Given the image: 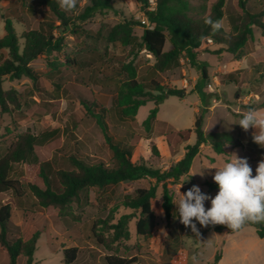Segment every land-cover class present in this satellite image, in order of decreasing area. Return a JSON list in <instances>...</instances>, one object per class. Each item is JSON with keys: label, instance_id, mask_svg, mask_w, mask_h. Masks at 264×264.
<instances>
[{"label": "rangeland", "instance_id": "374dc122", "mask_svg": "<svg viewBox=\"0 0 264 264\" xmlns=\"http://www.w3.org/2000/svg\"><path fill=\"white\" fill-rule=\"evenodd\" d=\"M24 1L25 5L21 6L17 0H0V37L5 35V17H13L19 35L26 30L36 29L45 18L39 9L34 13L27 10L28 5H36V0ZM215 1L192 0V5L198 7L199 11L205 7V14H208ZM79 5L78 10L81 11L85 1ZM112 5V9L98 11L87 19L83 32L66 33L58 55H40L31 61L33 70L42 79L41 85H33L28 78H3L4 89L14 88L18 91L20 107L11 108L9 113L0 111V156L19 135L30 133L38 138L35 158L15 164L12 172V176L23 183L25 194L17 197L12 191H7L0 195L2 203H9L12 207V223L19 227L18 235L27 241L33 233L40 232L33 264H65L63 250L73 246L79 249L73 264H106L105 256L109 254L137 256V264H194L192 257L196 255L199 264H210L219 249L222 250L220 264H264V238H259L252 226L225 234L210 230L208 226L202 227L197 222L200 240L194 239L190 227L183 233L176 205L170 220L161 210V187L157 188V220L151 237L139 236L136 232L140 212L121 206L115 214L116 218L122 214L134 215L128 223L130 238L110 248L97 244L91 233L93 221L105 219L111 207L120 205L126 194L152 186L154 183L149 177L124 182L106 190L91 189L82 193L79 201H73L63 211L41 207L30 191L29 184L40 183L36 171L43 161L52 162L56 170L72 169L68 161L70 156H76L88 164L112 165V150L86 105L93 113L101 108L107 110L104 121L110 134L115 140L133 148L132 159L135 162L163 170L169 169L183 157L187 145L196 142L194 132L188 141L180 142L167 135L173 131L193 129L199 115L203 118V128L207 133L228 132L240 138L242 147L227 145L223 154L216 153L210 145H201L190 176L180 182L168 183L175 203L181 199V193H186L193 185L214 198L219 189L209 191L207 184L214 182V168L221 167L232 153L247 158L253 177L258 163L264 160V147L253 141L255 129L245 131L236 124L249 108L264 113V37L260 31L254 30V40L247 45L246 55L240 60L228 52L215 54V45L203 43L198 58L208 65L206 79L191 67L184 55L178 66L157 73L152 70L154 57L140 44L122 46L107 40L109 30L125 19L142 23L141 3L139 0H113ZM10 8L19 11L18 17L9 12ZM224 12L221 23L229 30L228 17L238 12L236 0H226ZM142 32L140 25L134 27L137 36L140 37ZM22 43L23 40H20ZM170 48L171 45L167 43L165 49ZM7 56V50H0V62ZM68 57L76 62L68 63ZM129 62H132L140 79H154L166 88L184 90L182 98L171 95L160 104L157 118L149 131L143 126V121L155 107L154 102L142 106L134 118H122L113 104L118 83L126 79L121 68ZM55 63L57 68L52 65ZM229 73L234 74L232 81L227 76ZM151 142L156 143L161 155L159 158L153 157ZM199 171H203V175H192ZM210 207L211 200L205 201V209ZM26 260L27 257L22 255L18 258V264H25ZM0 264H8L7 255L1 248Z\"/></svg>", "mask_w": 264, "mask_h": 264}, {"label": "trees", "instance_id": "16d2710c", "mask_svg": "<svg viewBox=\"0 0 264 264\" xmlns=\"http://www.w3.org/2000/svg\"><path fill=\"white\" fill-rule=\"evenodd\" d=\"M21 6L24 0H17ZM85 5L79 11V3ZM142 6L143 17L146 23L135 19H125L114 25L108 32L107 40L111 44L120 43L122 46L140 44L153 57L152 70L162 73L171 67L180 64L184 55L192 68L196 69L204 79L207 76V63L198 58L199 48L207 39L217 47L215 54L228 52L240 60L246 55L247 45L254 40V30L258 29L264 37V0H236L238 12L228 17L230 29L223 26L212 34L211 29L204 23V17L222 21L225 16L224 7L226 0H216L208 14L206 10L199 11L192 5V0H139ZM113 0H78L74 10L61 9L57 0H36V5H28L31 13L38 9L44 14V19L39 22L36 29L26 30L19 35L16 31L14 19L11 16L4 18L5 35L0 37V50H7L8 56L0 62V111L11 112V108H19L18 91L14 88L4 89V77L9 80L28 78L33 85L42 84V79L32 66L31 61L40 55L52 56L61 51L66 33L83 32L84 22L94 16L98 11L113 8ZM151 8V9H150ZM197 11V12H195ZM10 13L19 14L15 8H10ZM143 28L139 37L134 33V27ZM201 36L205 39H201ZM20 40L23 43L20 44ZM140 40V43H139ZM171 48L166 50V44ZM68 63H75V59L67 58ZM57 68V64H52ZM121 71L126 74V79L118 83L117 93L113 96V104L122 118L136 117L138 110L148 102H154L155 107L150 110L143 121V126L149 131L157 118L159 106L168 96L183 97L184 90L166 88L154 79L139 78L132 62L123 64ZM230 80L234 74L227 75ZM87 110L96 119L97 124L104 133L105 139L112 150V165L105 163L88 164L76 156H70L68 161L72 169H55L52 162L39 163L36 174L40 183L28 185L32 194L37 198L38 204L48 210L63 211L73 201H79L82 193L91 189L106 190L124 182L137 181L149 177L153 185L149 188H138L134 194H126L120 205L110 204L112 207L105 219H95L91 226V233L96 243L106 248L112 247L121 240L130 238L128 223L133 214H122L115 217L117 210L122 206L139 211L140 216L136 222V232L139 236L151 237L156 226L157 214L155 205L158 202L157 188L161 187V210L167 220L174 215L175 202L173 193L168 183L180 182L184 177L190 176L193 161L200 152L201 145H210L218 154L225 152V147H242L239 137L228 132L207 133L203 128V118L196 117L193 129L173 131L167 135L176 142L188 141L194 132L196 142L187 145L183 157L169 169H160L154 165L135 162L133 148L123 141L115 140L110 134L104 121L105 108L93 113L86 105ZM38 138L30 133L19 135L12 142L8 150L0 156V195L12 191L15 196L25 194L23 183L12 176L14 165L28 162L35 158ZM137 140H139L137 138ZM152 155L159 158L160 152L155 142L150 143ZM209 191L218 188L215 182L207 184ZM12 207L9 203H2L0 199V248L6 253L8 264H18V258L27 257L25 264H33V254L40 232L36 231L26 241L18 235L19 227L12 223ZM252 226L259 238H264V223H247ZM180 228L185 233L186 228L180 223ZM208 229L215 232L233 234L240 230L232 231L226 225H209ZM201 236V233H200ZM78 247H69L63 250L64 263L73 264L78 257ZM222 258L219 249L210 264H218ZM106 264H137V256L125 257L117 254L105 256Z\"/></svg>", "mask_w": 264, "mask_h": 264}, {"label": "clouds", "instance_id": "9594fccd", "mask_svg": "<svg viewBox=\"0 0 264 264\" xmlns=\"http://www.w3.org/2000/svg\"><path fill=\"white\" fill-rule=\"evenodd\" d=\"M57 3L61 9L71 11L76 8L78 0H57ZM204 23L210 27L212 34L222 28L221 21H214L208 16L204 17ZM201 39L205 37L201 36ZM236 124L245 131L255 129L253 141L264 147V113L249 108ZM230 157L221 167L214 168L216 171L212 178L219 189L214 198L193 185L186 193H181L178 203H174L180 223L191 228L194 239L200 240L197 222L202 227L226 225L232 231L240 230L247 223H264V160L258 163L253 177L247 158L238 157L236 153ZM196 174L203 175V171L192 175ZM207 200H211V207L206 210ZM192 259L194 264H199L196 255Z\"/></svg>", "mask_w": 264, "mask_h": 264}, {"label": "built area", "instance_id": "2783aa9c", "mask_svg": "<svg viewBox=\"0 0 264 264\" xmlns=\"http://www.w3.org/2000/svg\"><path fill=\"white\" fill-rule=\"evenodd\" d=\"M150 4L154 5V0H150ZM142 21H143V23H146L145 19H143ZM207 42L212 43V40L211 39H207Z\"/></svg>", "mask_w": 264, "mask_h": 264}, {"label": "crops", "instance_id": "0c3cea01", "mask_svg": "<svg viewBox=\"0 0 264 264\" xmlns=\"http://www.w3.org/2000/svg\"><path fill=\"white\" fill-rule=\"evenodd\" d=\"M221 263V260L219 261V263L218 264H220Z\"/></svg>", "mask_w": 264, "mask_h": 264}]
</instances>
